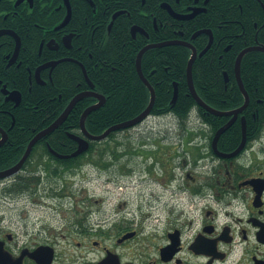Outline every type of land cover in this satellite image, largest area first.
<instances>
[{
    "label": "flooded vegetation",
    "instance_id": "flooded-vegetation-1",
    "mask_svg": "<svg viewBox=\"0 0 264 264\" xmlns=\"http://www.w3.org/2000/svg\"><path fill=\"white\" fill-rule=\"evenodd\" d=\"M6 1H13L14 8H17L13 16L35 9V0ZM84 1L89 9L80 1L72 3L69 0L68 5L65 0L57 3L40 0L37 9H40L41 22H50L52 17L60 16L56 24L42 27L40 53L45 47L62 53L55 54L59 57L41 63L32 71V78L37 83L46 84L47 77L51 80L54 68L63 61L77 62L87 73L85 65L70 57L68 52L73 49L75 38L83 34L80 29L78 32L77 28H67L73 18L80 24L84 21L89 30L95 21L102 22L110 32L117 18L135 15L139 22L131 27L133 37L149 38L152 34L164 33L171 37L150 43L183 42L171 45L186 46L191 54L192 48L184 43L191 44L200 53L213 39L206 53L214 42L228 52L233 40L253 35L258 40L264 28V0ZM69 9V22L59 27ZM198 22L201 24L197 25ZM134 26H137L135 33L132 32ZM0 30L13 31L20 37L13 29ZM5 35L15 40L14 51L6 56L7 64L19 66L21 46L16 61L10 63L17 40L10 33L0 38ZM202 37L207 41L199 50L195 42ZM228 39L230 41L223 47ZM252 46L264 47L259 43ZM78 49L80 51L81 47ZM220 57H223L222 53ZM53 61L57 64L42 69L37 78L36 70ZM236 82L239 87L237 77ZM237 107L214 108L228 111ZM248 108L249 103L232 125H242L243 117L247 121ZM203 109L204 116L196 111L203 127L159 129L147 137L141 145L145 150L141 154L151 152L149 167L131 166L127 173V166L123 165L127 162L109 159L107 154L111 150L97 145L89 152L90 146L75 161L60 162L48 157L30 161L21 171L26 175V189L19 195L8 190L14 177L0 180L4 185L3 199L15 201L22 196L31 199L32 206L40 200L38 198L54 194V197L61 196L56 193L59 183L55 177L52 181L44 177V170L50 169L51 173L54 168L58 173L67 171L74 180L65 181L72 186L65 189L72 201L73 216L64 224H46V220L35 216L33 211L38 209L33 207L22 210L18 219L11 213H0V264H264V128L252 131L247 128L244 147L237 155L228 157L225 154L235 151L242 143L243 132L235 139L234 145L227 146L229 138L224 134L231 125L219 137L215 148L218 129L233 115H216ZM205 115L209 119L220 117L218 122L221 125L213 128L205 120ZM126 130L130 128L123 129V132ZM77 148L78 143L69 153ZM101 149L106 152L105 156L100 153ZM122 165L123 177L115 170ZM96 169L99 172L94 177L92 171ZM102 169H113L115 174L103 178ZM146 172L149 176L144 175ZM96 180L104 187L108 185L102 193L90 187ZM110 188H123V192L115 193ZM18 220L23 224H16Z\"/></svg>",
    "mask_w": 264,
    "mask_h": 264
},
{
    "label": "trees",
    "instance_id": "trees-1",
    "mask_svg": "<svg viewBox=\"0 0 264 264\" xmlns=\"http://www.w3.org/2000/svg\"><path fill=\"white\" fill-rule=\"evenodd\" d=\"M48 1L57 3L60 0ZM74 1L82 2L89 9L84 0H71L72 3ZM39 3L40 0H35L33 11L24 13L17 11L16 16H13L14 9H17L14 8L13 1L2 0L0 3V28L15 30L22 41L19 53L21 64L8 66L6 56L14 51L15 40L10 35L0 38V88L6 84L8 89L17 90L22 95L21 103L16 106L15 102L6 101L5 96L0 94V127L8 134L6 142L0 146V170L16 164L36 133L48 127L76 94L91 89L82 67L74 61L59 63L52 72L51 80L46 78L48 80L46 84L37 83L32 78V71L37 66L51 58L59 57L55 54L62 53L49 51L46 47L40 53L44 32L42 27L56 24L60 16L52 17L50 22H41L43 20L39 14L40 9H37ZM79 6L83 10V7ZM135 22H139L137 16L122 15L114 21L110 32L107 31L105 24L96 21L90 26V30L84 21L80 24V21L74 22V18L67 26L69 30L77 28L78 32L83 31L80 38H75L73 49L68 51L70 57L85 65L95 91L106 97L104 105L92 111L86 119V127L91 134H101L114 124L134 118L149 105L151 93L138 74L137 55L146 44L167 40L171 36L159 33L152 34L149 38L141 35L133 37L131 27ZM200 24V22L197 23V25ZM257 39L253 35L238 41L233 40L232 48L228 52L221 50L220 46L214 42L213 47L204 56L195 60L194 84L199 95L208 104L221 109L243 104L244 95L236 82L235 62L244 48L255 43L264 45V28ZM206 41L207 39L203 37L199 38L195 45L200 50L205 46ZM229 41V39L226 40L223 47H226ZM78 47H81L80 51ZM221 53L223 57H220ZM190 57L191 50L183 45L152 48L144 53L142 70L156 91L152 115L173 114L182 122L193 110L204 116L202 113L205 110L190 94L187 80ZM241 78L250 96L249 108L246 111L247 128L249 131L264 128V52L250 51L243 57ZM174 83H177L179 90L176 103H172ZM96 102L97 98L94 96H87L80 100L62 126L36 143L23 169L30 161H41L45 157L60 162L79 160V157L57 158L51 153L49 147L64 154L74 150L77 142L68 136V132L82 134L80 127L82 114L86 108ZM218 119L220 117L212 116V119H209L208 115H205V120L215 129L221 125ZM120 131L123 130L111 133L104 141L90 142L89 152L95 146L114 138ZM241 132L240 123L232 125L224 134V137L229 138L226 145H234L235 139ZM1 137L0 133V139ZM118 151L113 150L112 152L115 153L113 155H117ZM100 153L102 156L106 155L102 149ZM109 157L111 155H108ZM52 172L55 175L58 173L56 168L52 169ZM14 178L13 184L8 185V190L13 193L21 192L25 187L26 175L20 172Z\"/></svg>",
    "mask_w": 264,
    "mask_h": 264
},
{
    "label": "water",
    "instance_id": "water-1",
    "mask_svg": "<svg viewBox=\"0 0 264 264\" xmlns=\"http://www.w3.org/2000/svg\"><path fill=\"white\" fill-rule=\"evenodd\" d=\"M20 1H22V0H18V3ZM65 1L69 5V0H65ZM70 17H71V12L69 9L68 15L66 16V18L64 19V21L61 23V25L59 27L66 25L69 22ZM136 30H137V26H134L132 28V32L135 33ZM5 33H10V34L14 35L16 37V40H17L15 53H14V55L10 61V63H13L17 59V56H18V53L20 50V46H21V40H20V37L16 33H14L13 31L0 30V36L5 34ZM69 40H70V37H68L67 41H69ZM212 41H213V39L210 40L208 46L203 51H201L200 53H198L197 49L195 47H192L191 44H189V43L188 44L184 43V44L189 45L192 48V54H191V57L188 61V66H187V80H188V84H189L190 94L193 96V98L196 100V102L200 106H202L203 108H205L207 111H209L211 113H214L216 115H233L232 119H230L229 122H227L225 125H223L222 127H220L218 129V131L215 135V138H214V145L216 148L219 137L234 123L237 115L239 113L243 112L249 103V95H248L247 90L244 87V84H243V81L241 78L242 59L250 51H254V50L264 51V47H262V46L246 47L245 49H243L239 53V55L237 56L236 62H235V71H236V77H237V80L239 83V87H240V89H241V91L245 97V101L241 106H239L235 109L228 110V111H221V110H218V109L212 107L211 105L207 104L203 100V98L197 92V89H196L195 84H194V78H193V64H194L195 60L197 59L198 56H202L206 53V51L211 46ZM178 43H183V42L166 41V42H161V43H150V44H147L146 46H144L140 50V52L137 55L136 67H137V71H138V74H139L141 80L145 83V85L150 90L151 96H150L149 105L147 106V108L143 112H141L136 117L131 118V119L126 120V121H123V122H120V123H117V124H114V125L110 126L109 128H107L101 134H91L86 127V119L92 111L97 110L104 105V103L106 101V97H105V95L100 94V93L95 91V89H94L95 86L92 84V82L89 79V77L86 73V70L84 68V72H85L87 81L91 85V89L86 90V91H82V92L76 94L70 100V102L68 103L66 108L63 110V112L48 127L44 128L43 130L36 133V135L28 143V146H27L23 156L21 157V159L16 164H14L13 166L6 168L4 170H0V180L9 179V178H12V177L16 176L17 174H19L22 171L24 164L26 163V161L30 157L36 143L38 141H40L42 138H44V137L48 136L49 134H51L52 132H54L60 126H62V124L67 120L68 116L70 115V113L72 112V110L74 109L76 104L80 100H82L83 98H85L87 96H94L95 98L98 99V103H95V104L89 106L83 112L81 120H80V127H81L82 135L68 132V136L78 143V148L73 153L61 154V153H58L55 149H53L51 146L49 147L50 151L59 158L77 157L78 155L88 151V149L90 148V142L91 141L105 140L112 132H115V131H118L121 129L131 128V127H134V126L142 123L145 119H147L150 116L152 108H153V106L155 104V100H156L155 88L150 83V81L147 79V77L144 75L143 70H142V57H143L144 53L151 48L162 47V46L171 45V44H178ZM56 64H57V61L48 62V63L43 64L42 66H40L36 70V77L39 78V74H40V71L42 69L49 67V66L54 67ZM225 76H226V80H227L228 79L227 74ZM174 87L175 88H174V95L172 98V103H176V101L178 99V95H179L177 83H174ZM0 92L5 96L6 101L11 100V101L15 102L16 106H18L22 101L21 93L17 90L8 89L6 84L3 85ZM242 132H243L242 143L240 144V146L235 151H233L229 154H225L226 156L231 157V156L237 155L245 145L246 132H247V121H246L245 117L242 118ZM0 133L2 135V137L0 139V146H2L8 138V134H7V131L1 127H0Z\"/></svg>",
    "mask_w": 264,
    "mask_h": 264
},
{
    "label": "rangeland",
    "instance_id": "rangeland-1",
    "mask_svg": "<svg viewBox=\"0 0 264 264\" xmlns=\"http://www.w3.org/2000/svg\"><path fill=\"white\" fill-rule=\"evenodd\" d=\"M198 116L196 114V111L193 110L191 114L189 115V118L186 119L184 122L180 121L175 115L170 114L162 117H154L150 116L147 120H145L143 123L130 128V130H126L125 132L120 131L115 134V137L108 140L106 143H103L102 145H106L108 149L111 151L108 152V155L111 160H121L122 162H127V164H123L124 166H127V173L131 171V166L138 168L142 167L145 168V166H151V152L146 151L141 154V152L145 151L142 150L141 145L145 143L147 140V137H150L153 132L159 130V129H174V128H185V127H194V128H201L203 127L202 122L200 119L198 120ZM143 139V141H141ZM124 147V148H123ZM123 149L125 151H123ZM113 150H119L117 155H113ZM123 165L121 168H115V170L118 172L119 175H122L123 177ZM98 170H93L92 174L94 177L97 176ZM116 172V173H117ZM101 177L105 178L107 176H113L115 174L113 169H104L100 172ZM145 176H149V173L146 172L144 174ZM43 176L47 177L48 180L55 179L59 183L58 191L56 193L61 194L58 197H54L49 195L45 196V198H38L40 200L35 201V206L31 205V199L26 200L24 197L20 196L19 200L15 201H7L2 198L1 193L3 192V186L2 183H0V213H11L18 219V214L24 210L29 209L30 207L37 208L38 211L34 210L35 216L42 220H46V224H64L68 220H71L73 216V209L71 208L72 201L69 197L67 189L65 187L69 188L72 187L71 185H67L65 181L72 182L73 175L69 172H60L57 175H55L54 172L51 173L50 169H46L43 171ZM1 182V181H0ZM56 182V181H54ZM65 182V184H64ZM99 180L94 181L90 187H95V192L102 193L108 185L105 187L101 184H99ZM61 188V189H60ZM113 188V186H112ZM26 187L23 188L25 191ZM51 188H49L50 190ZM111 189V188H110ZM21 192H24V191ZM112 192L118 193L123 192V188L119 189H111ZM21 192L15 193V195L21 194ZM22 198V199H21ZM30 200V201H29ZM16 224H23L20 220L15 221Z\"/></svg>",
    "mask_w": 264,
    "mask_h": 264
}]
</instances>
